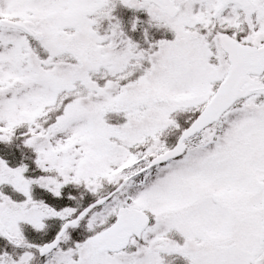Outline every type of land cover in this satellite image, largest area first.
Here are the masks:
<instances>
[{
    "label": "snow or ice",
    "instance_id": "obj_1",
    "mask_svg": "<svg viewBox=\"0 0 264 264\" xmlns=\"http://www.w3.org/2000/svg\"><path fill=\"white\" fill-rule=\"evenodd\" d=\"M0 264H264V0H0Z\"/></svg>",
    "mask_w": 264,
    "mask_h": 264
}]
</instances>
